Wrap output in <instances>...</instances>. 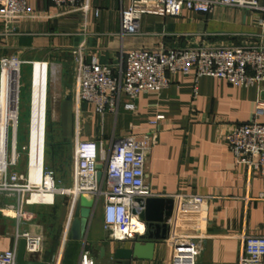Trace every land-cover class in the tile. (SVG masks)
<instances>
[{"label": "crops", "instance_id": "1", "mask_svg": "<svg viewBox=\"0 0 264 264\" xmlns=\"http://www.w3.org/2000/svg\"><path fill=\"white\" fill-rule=\"evenodd\" d=\"M130 2L92 0L88 8L79 4L77 9H71L58 7L51 0H29L30 17L18 19L15 24L0 19V49H11L21 59L24 53L49 56L34 61L47 63L50 91L47 84L46 89L43 85L32 89L31 83L34 94L30 126L35 125L38 105L41 107L46 97L47 106L49 96L54 129L44 142L39 136L38 167L44 159V166L54 170L64 185L72 187L79 140L95 139L110 152L117 140L156 130L157 143L147 156L146 182L151 197L174 198L179 203L172 219L173 224L179 225V235L157 241L152 260L134 258L130 264H167L174 239L188 236L198 241L196 264H239L242 234H264V178L258 173L248 176L230 151L225 136L233 126L252 120L256 101L264 95V83L260 88L241 87L212 76L196 80L193 76L174 75L169 88L144 92L134 102L122 93L116 112L99 114L92 103L77 97L75 52L79 51L87 64L97 60L119 72L126 66L127 52L134 48L264 44V12L220 6L209 14L191 10L176 17L147 14L140 21L138 33L127 35L121 31V14ZM22 60L24 64L34 62ZM40 77L42 84L47 82L43 74ZM131 103H135L133 110L127 108ZM160 114L165 118L154 124ZM260 120L264 122V113ZM31 160L30 154L26 168L20 170L26 175L31 170ZM98 168L103 178L105 161L100 160ZM56 201L57 198L54 203L29 207V218L24 223L12 209L15 199L1 196L0 249L18 248L22 239L17 238L18 231L40 235L35 207L54 205ZM179 207L190 211L177 220ZM70 231L68 222L62 241L52 247L44 241L39 252L27 253V259L80 264L81 253L87 248L97 264H124L114 260V252L119 247L131 248L134 243L108 237L103 198L96 201L85 237L68 240Z\"/></svg>", "mask_w": 264, "mask_h": 264}, {"label": "built area", "instance_id": "2", "mask_svg": "<svg viewBox=\"0 0 264 264\" xmlns=\"http://www.w3.org/2000/svg\"><path fill=\"white\" fill-rule=\"evenodd\" d=\"M51 1L58 7L77 9L79 4L88 8L92 0ZM220 6L264 12L263 0H131L121 14V31L127 35L137 34L140 21L147 14L176 17L184 10L209 14ZM30 16L29 0H0V19L6 24H15L16 20ZM75 62L77 97L82 102L92 103L99 114L116 112L122 93L134 102L144 92L169 88L172 84L171 76L174 75L193 76L196 80L202 76H212L241 87L260 88L264 83V44L195 46L168 50L134 48L127 52L126 66L119 72L113 66L97 60L85 63L79 51L75 52ZM23 64L24 61L19 56H7L0 60V156L3 127L6 126V154L4 161L0 160L4 165L3 168L0 167V197L15 199V204H11L12 209H15L18 220L24 223L29 218L28 208L43 203L33 199L38 193L52 194V203L57 196L65 195L73 196L79 203L83 193L95 201L103 198L104 229L108 237L117 242L134 239L142 230L133 222V218L138 217L132 213V209L136 208L140 212L142 207L137 199L153 195L146 182L147 156L157 143L158 132L152 130L143 135L117 140L110 152L95 139L79 140L75 150L76 170L72 187L64 185L56 178L54 170L44 164L41 183L35 182L31 178V170L27 175L17 170L20 154L15 141L12 147L9 143L11 122L17 123L19 115V97L16 104L13 99L4 102L3 98L5 69L15 66V71L21 74ZM127 108L135 109V103L127 105ZM12 110L18 112L16 119L12 116L8 118ZM263 113L264 95H261L256 101L252 120L233 126L226 134L225 141L238 163L246 168L248 176L258 173L264 178V122L260 120ZM164 118L162 114L157 115L153 123ZM100 160L106 163L103 178L98 168ZM141 224L143 225L142 222ZM17 238L27 239V253L42 249V235L18 231ZM174 240L173 254L167 264H196L197 238L188 236ZM17 252V247L0 249V264H19ZM80 264H97L90 249H83ZM239 264H264V234H242Z\"/></svg>", "mask_w": 264, "mask_h": 264}, {"label": "rangeland", "instance_id": "3", "mask_svg": "<svg viewBox=\"0 0 264 264\" xmlns=\"http://www.w3.org/2000/svg\"><path fill=\"white\" fill-rule=\"evenodd\" d=\"M1 38L2 37H0V39ZM17 55L18 54L12 52L11 49L9 50V52L8 51L4 52V50L0 49V60L3 57L17 56ZM54 56L60 58L64 57L63 55L62 56L54 55ZM42 57H49V56L46 54L37 55L32 53H26V54L24 53L22 55V59H27L28 61H34L37 58H42ZM0 74H1V68H0ZM42 74L47 79V82H44L45 84L41 83L40 75ZM19 76L20 74L18 73V79L15 86L16 96H18L17 92H19V84H20L19 115L17 118V124H13V122H11L10 131H9V140L11 144L13 143V140H15V142L17 141L16 145L18 147V152L21 158L20 165L17 166V170L24 171L23 168H26L28 163V158L31 153L30 150L31 130L33 129L39 130L41 139L44 142L48 140V135L54 133V129L52 126V110H51V103L49 96L47 103L48 107L46 106V102H45L46 97H45L43 99V103L41 104V107L40 105H38L39 109H38V113L35 115V125L30 126L32 112H33L30 107L32 106L33 94H34L33 93L34 91L31 90V83H32V89H34V87L36 86L39 87L41 85H43L45 88L46 84L48 85L47 63H41L39 61H34L32 64L26 63L22 65L21 68V80H19L20 78ZM48 91H50V86L48 88ZM10 147H12V145ZM3 166L4 165L0 163V167L3 168ZM72 202H73V196H69V195L57 196V201L54 205H38L35 207L34 214L36 215V221L40 229L42 230V232H40V235L43 236V242L45 241L47 247L48 246L52 247L53 244L56 243V241L57 243L62 241L65 228L67 227L69 218H71L72 215L73 218L80 217V212H81L80 204L77 203L75 208H73ZM68 240H72V231H70L69 233Z\"/></svg>", "mask_w": 264, "mask_h": 264}, {"label": "water", "instance_id": "4", "mask_svg": "<svg viewBox=\"0 0 264 264\" xmlns=\"http://www.w3.org/2000/svg\"><path fill=\"white\" fill-rule=\"evenodd\" d=\"M137 202L142 207L138 212L136 208L132 213L143 223V230L131 239L134 243L131 248L119 247L115 250L113 258L115 261L130 264L132 259L152 260L154 258L157 241L171 240L174 234L178 233V223H172L175 217L177 201L174 198L148 197L138 198ZM80 217L74 218L72 224V238L81 240L85 237L92 211L96 206V201L89 198L88 194H81L79 199ZM190 209L178 208L177 220L186 217ZM27 239L22 238L17 252L19 264H48L46 262L27 259ZM104 256L105 249L102 250Z\"/></svg>", "mask_w": 264, "mask_h": 264}, {"label": "bare ground", "instance_id": "5", "mask_svg": "<svg viewBox=\"0 0 264 264\" xmlns=\"http://www.w3.org/2000/svg\"><path fill=\"white\" fill-rule=\"evenodd\" d=\"M14 68H15V66H13L12 68L5 69V71H4V75H3V90H4L3 98H4V102H10L11 99H13L15 104H16L17 99H16L15 86H16V82L18 79V71H15L16 69H14ZM18 94H19V92H18ZM10 113L11 112H9V114ZM9 114H8V118L10 116H12L15 119L17 118V114H16L15 110H12L11 115H9ZM4 115H5V112H4ZM4 124H6V123H4ZM4 124H3V126H4ZM15 124H17V123L15 122ZM3 131H4V134H2L3 136H2V146H1V153L2 154L0 156L1 162L4 161V157L6 154L5 153L6 126L3 127ZM39 136H40L39 131L37 129H33L31 132V135H30V150H31L30 154H31V158H32V160H31L32 161L31 178H32V180H34L35 182H38L40 184L41 183V170H42V166L44 164V159L42 161L41 167L39 168L38 167V151H39V142H40ZM33 199L35 201L48 204V203H52L53 196H52V194H48V193H38V194L34 195ZM76 204H77V201L75 199H73L72 205L76 206ZM73 221H74V218L72 215L70 218V221H69V228L70 227L72 228ZM133 222L137 225V227H139V225L141 223V222H139V220L136 217L133 218ZM140 226H142V230H143V225L141 224Z\"/></svg>", "mask_w": 264, "mask_h": 264}]
</instances>
